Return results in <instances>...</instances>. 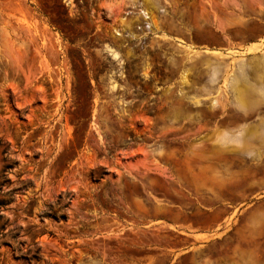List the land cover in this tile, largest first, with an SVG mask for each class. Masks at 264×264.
Here are the masks:
<instances>
[{
  "label": "rangeland",
  "instance_id": "obj_1",
  "mask_svg": "<svg viewBox=\"0 0 264 264\" xmlns=\"http://www.w3.org/2000/svg\"><path fill=\"white\" fill-rule=\"evenodd\" d=\"M0 202V264H264V0H0Z\"/></svg>",
  "mask_w": 264,
  "mask_h": 264
},
{
  "label": "trees",
  "instance_id": "obj_2",
  "mask_svg": "<svg viewBox=\"0 0 264 264\" xmlns=\"http://www.w3.org/2000/svg\"><path fill=\"white\" fill-rule=\"evenodd\" d=\"M6 153V152H5ZM11 166V164H7L6 165V169L7 168H9ZM9 193H11L12 194V191H10ZM4 202H0V207H1V205L3 204ZM45 215H48V216H53L54 218H56L57 216L55 215V214H51V213H49V212H47V213H45ZM0 217H1V214H0ZM62 218H64L65 216L64 215H62L61 216Z\"/></svg>",
  "mask_w": 264,
  "mask_h": 264
}]
</instances>
